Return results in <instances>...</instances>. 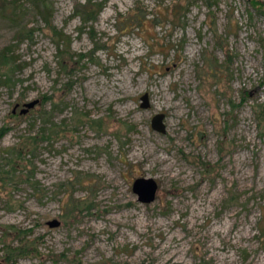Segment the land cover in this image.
I'll return each mask as SVG.
<instances>
[{
    "label": "rangeland",
    "instance_id": "1",
    "mask_svg": "<svg viewBox=\"0 0 264 264\" xmlns=\"http://www.w3.org/2000/svg\"><path fill=\"white\" fill-rule=\"evenodd\" d=\"M92 1L103 8L82 24L83 0H46L58 48L31 1L0 8V50L19 65L0 85V262L264 264V19L247 0ZM133 10L147 21L121 31ZM144 176L159 185L149 204L131 187ZM7 246L30 252L7 262Z\"/></svg>",
    "mask_w": 264,
    "mask_h": 264
},
{
    "label": "trees",
    "instance_id": "2",
    "mask_svg": "<svg viewBox=\"0 0 264 264\" xmlns=\"http://www.w3.org/2000/svg\"><path fill=\"white\" fill-rule=\"evenodd\" d=\"M20 1V0H0V8L2 10H5L7 8V6L10 4H15V2ZM32 2V4L34 5V7L37 9L38 13L43 17V19L45 20V25L47 28H49L52 33L55 36L56 40V45L57 48L59 47V45L63 42H66V39L62 37V32L56 30L54 27L50 26L48 27L49 24V7L46 3V0H29ZM207 1V7L210 9L214 4L215 1L213 0H206ZM248 1V9L247 12L248 14L251 16L252 14H255L257 16H260L264 19V1L262 0H247ZM104 5L103 1H98V2H93L92 0H83V2H77L74 6V13L75 15L79 16V18L81 19L82 24H86L88 22H94L97 20V17L100 13V11L102 10ZM137 10V9H136ZM175 8L172 9V11H174ZM135 14L134 16H132V14ZM185 14V12H184ZM148 14L146 13H142L140 15L135 13V10L132 11L131 15H125V16H120L119 20L121 23H123L122 27L120 28L121 31H132L134 29H138L140 27V22L141 21H147V16ZM181 17V15H180ZM17 36L20 38H22V36L28 37V38H32V29H25L23 27H20L19 30L16 32ZM261 44L262 47L264 48V38L261 40ZM64 56H67L68 61H71V58L73 55H71L70 53L66 52V51H62L61 53H59V58H61V60L63 59L64 61ZM80 60V56L77 57L76 61ZM60 63V59L58 60ZM202 63H203V68L207 69V72L209 73V75H211L213 78H217L220 79L219 75L220 74V70H219V66L220 64L218 63V60L213 56L210 55V57H208L207 55L203 56L202 58ZM63 64V63H62ZM64 65H66L64 63ZM19 65L16 63V59L10 55V48L9 47H5L3 49L0 50V85L3 86H10L12 84H14L13 82V76L15 73L16 68H18ZM219 72V74H218ZM219 82V80H218ZM216 82V83H218ZM260 86L264 87V74L261 78L260 81ZM245 95H248V92H243L241 93L242 96V101L245 100ZM19 104V102H17ZM230 103L232 104L231 106H234V103L232 101H230ZM253 108V113H254V117L256 120V124L259 128V132L261 133L262 136H264V101L262 102H257V103H253L252 105ZM15 114V113H13ZM16 115V114H15ZM18 115V114H17ZM21 115V114H20ZM3 129V128H2ZM5 131H0V137H2L1 135L4 133ZM33 140H35L34 138H32ZM207 163L204 162H200V166H202V168H206L207 167ZM1 167L3 168V165H1ZM6 173L7 175H4L3 177H1V181L4 180V177H8L9 171L4 170L2 171V173ZM11 173V172H10ZM6 255L4 257V259L9 262L11 261V259H13V257L19 255L21 252H30L27 251L25 249V247H15L12 248L10 246L6 247ZM64 257H67L64 253L61 254Z\"/></svg>",
    "mask_w": 264,
    "mask_h": 264
},
{
    "label": "water",
    "instance_id": "3",
    "mask_svg": "<svg viewBox=\"0 0 264 264\" xmlns=\"http://www.w3.org/2000/svg\"><path fill=\"white\" fill-rule=\"evenodd\" d=\"M140 107L147 108L149 106L148 94L144 93L140 96ZM38 99H33L27 102H24L19 109V114L24 115L30 109L34 108L38 104ZM19 104L16 103L12 108V113H16V110L19 108ZM165 114L162 112L156 113L152 116L150 120L151 128L157 132L164 133L166 130L164 123ZM132 191L137 197V201L142 204H149L156 199L157 191L159 185L157 181L152 177H136L132 182ZM50 227H56L59 225V221L53 219L48 222ZM0 264H4L0 262Z\"/></svg>",
    "mask_w": 264,
    "mask_h": 264
},
{
    "label": "bare ground",
    "instance_id": "4",
    "mask_svg": "<svg viewBox=\"0 0 264 264\" xmlns=\"http://www.w3.org/2000/svg\"><path fill=\"white\" fill-rule=\"evenodd\" d=\"M168 264H174V262L172 261V260H170V259H168Z\"/></svg>",
    "mask_w": 264,
    "mask_h": 264
}]
</instances>
